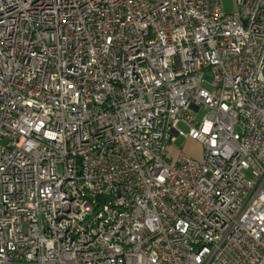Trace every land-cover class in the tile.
<instances>
[{
    "label": "built area",
    "instance_id": "1",
    "mask_svg": "<svg viewBox=\"0 0 264 264\" xmlns=\"http://www.w3.org/2000/svg\"><path fill=\"white\" fill-rule=\"evenodd\" d=\"M234 3L0 0V264H264V0Z\"/></svg>",
    "mask_w": 264,
    "mask_h": 264
},
{
    "label": "rangeland",
    "instance_id": "2",
    "mask_svg": "<svg viewBox=\"0 0 264 264\" xmlns=\"http://www.w3.org/2000/svg\"><path fill=\"white\" fill-rule=\"evenodd\" d=\"M222 2H223L224 10L227 13L234 12V10H235L234 0H222ZM211 79H212V75L210 73H207V75L205 76V85L206 86H210ZM203 114H204V111L202 110L198 114V118L201 119ZM169 149H170V153L172 155H176L178 152L183 151V150L191 153L192 155H194L197 158H200V154H201L200 145L197 142L192 141V140H187L184 137H179L176 141L172 142ZM247 174L250 175V172Z\"/></svg>",
    "mask_w": 264,
    "mask_h": 264
},
{
    "label": "bare ground",
    "instance_id": "3",
    "mask_svg": "<svg viewBox=\"0 0 264 264\" xmlns=\"http://www.w3.org/2000/svg\"><path fill=\"white\" fill-rule=\"evenodd\" d=\"M211 109H224V100L211 102ZM60 243L69 244L65 246V255H74L78 252V240L69 235H60Z\"/></svg>",
    "mask_w": 264,
    "mask_h": 264
},
{
    "label": "crops",
    "instance_id": "4",
    "mask_svg": "<svg viewBox=\"0 0 264 264\" xmlns=\"http://www.w3.org/2000/svg\"><path fill=\"white\" fill-rule=\"evenodd\" d=\"M193 141V140H192ZM189 153V152H188Z\"/></svg>",
    "mask_w": 264,
    "mask_h": 264
}]
</instances>
